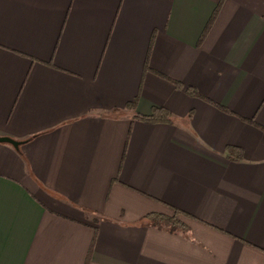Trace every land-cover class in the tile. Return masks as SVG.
I'll return each mask as SVG.
<instances>
[{"label": "crops", "instance_id": "0c3cea01", "mask_svg": "<svg viewBox=\"0 0 264 264\" xmlns=\"http://www.w3.org/2000/svg\"><path fill=\"white\" fill-rule=\"evenodd\" d=\"M0 136V264H264V0H0Z\"/></svg>", "mask_w": 264, "mask_h": 264}, {"label": "trees", "instance_id": "16d2710c", "mask_svg": "<svg viewBox=\"0 0 264 264\" xmlns=\"http://www.w3.org/2000/svg\"><path fill=\"white\" fill-rule=\"evenodd\" d=\"M218 11V6L215 8V10L213 11L211 18L209 20L208 25L210 24V22L212 21V19L214 18V16L216 15ZM208 27V26H207ZM206 31V30H205ZM173 84L177 87L180 88L181 85L177 82L173 81ZM186 91L195 97H202L199 93H197L193 88L191 87H187ZM135 102V101H134ZM134 102H132L131 104L129 103V106H131L132 104H134ZM220 109L229 112L227 109H225L222 106H219ZM169 113L167 110L163 109V108H153L151 110V113L148 115H139L136 114L135 118L147 123H161V122H168L169 121ZM241 150L236 148V147H229L227 149V153H226V157L228 159H234V160H239L241 158ZM178 211L173 210V215L172 216H163V215H149L148 217L150 218V221L153 225L157 226V227H168L170 229L172 228H178V227H182L181 222L178 219Z\"/></svg>", "mask_w": 264, "mask_h": 264}, {"label": "water", "instance_id": "95a60500", "mask_svg": "<svg viewBox=\"0 0 264 264\" xmlns=\"http://www.w3.org/2000/svg\"><path fill=\"white\" fill-rule=\"evenodd\" d=\"M0 142H6V143H10L12 144L13 146H17L18 142L8 138V137H1L0 136Z\"/></svg>", "mask_w": 264, "mask_h": 264}]
</instances>
